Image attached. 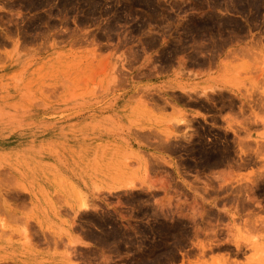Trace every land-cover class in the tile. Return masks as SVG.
I'll return each instance as SVG.
<instances>
[{
	"label": "rangeland",
	"instance_id": "374dc122",
	"mask_svg": "<svg viewBox=\"0 0 264 264\" xmlns=\"http://www.w3.org/2000/svg\"><path fill=\"white\" fill-rule=\"evenodd\" d=\"M0 146L115 264H264V0H0Z\"/></svg>",
	"mask_w": 264,
	"mask_h": 264
},
{
	"label": "crops",
	"instance_id": "0c3cea01",
	"mask_svg": "<svg viewBox=\"0 0 264 264\" xmlns=\"http://www.w3.org/2000/svg\"><path fill=\"white\" fill-rule=\"evenodd\" d=\"M3 148L0 264L119 263L117 258L101 255L103 229L77 224L75 217L80 212L72 210L71 200H78L87 185H104L103 177L82 171L73 175L70 170L58 178L42 176L35 164L27 174L15 164L8 166L7 155L12 151Z\"/></svg>",
	"mask_w": 264,
	"mask_h": 264
}]
</instances>
